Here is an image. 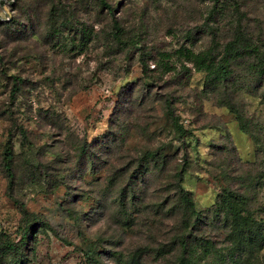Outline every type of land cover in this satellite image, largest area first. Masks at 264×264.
<instances>
[{"label": "rangeland", "instance_id": "rangeland-1", "mask_svg": "<svg viewBox=\"0 0 264 264\" xmlns=\"http://www.w3.org/2000/svg\"><path fill=\"white\" fill-rule=\"evenodd\" d=\"M104 1L0 0V264H264L263 84L174 54L264 51V0Z\"/></svg>", "mask_w": 264, "mask_h": 264}, {"label": "trees", "instance_id": "trees-1", "mask_svg": "<svg viewBox=\"0 0 264 264\" xmlns=\"http://www.w3.org/2000/svg\"><path fill=\"white\" fill-rule=\"evenodd\" d=\"M96 1L101 6L106 7L108 13L111 12V6L107 5L104 0ZM218 1L220 0H217V2ZM222 2H224V0H221V3ZM174 54L181 68L184 70L188 72L191 70L204 72L207 78V85L211 88L228 87L234 67L244 66L245 70L249 71L248 73L253 77V81L256 79L257 83L261 82L263 84L262 92L264 95V51L247 35L239 31L235 32L233 38L222 46L220 52L215 53L210 49L194 51L190 48L180 47L175 50ZM166 57L170 58L171 55L168 54ZM17 81L18 78H15L12 84L11 95L18 90ZM165 103L170 109L169 100H166ZM222 105H225L236 115L240 129L242 131H247L243 115L235 108L234 104L231 101H226L222 103ZM173 126L179 133L183 131V128H181L174 119ZM150 155L155 156L156 153L152 152ZM12 158L13 152L11 142L8 140L4 146L3 166L7 170L9 178H12L13 175L11 167ZM184 163H186V159ZM140 176H142V174H140ZM180 191L182 201L193 208V201L189 198L190 191L183 187H180ZM241 198V196H237L236 198L233 193L224 191L220 193L219 200L216 204L219 211L222 209L226 211L228 217H231V222L233 224H237L238 219L240 222H245L244 217L240 215V210L235 203L236 199L241 201ZM193 211L195 212L196 210L193 209ZM27 233H32L33 237L36 234V232H33L30 228H27L25 232L22 233V238L25 237ZM16 247L14 243H5V249L10 255H16L18 251Z\"/></svg>", "mask_w": 264, "mask_h": 264}]
</instances>
